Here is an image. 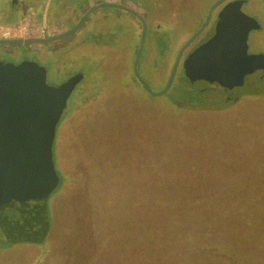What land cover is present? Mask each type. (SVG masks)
Wrapping results in <instances>:
<instances>
[{
    "label": "rangeland",
    "instance_id": "374dc122",
    "mask_svg": "<svg viewBox=\"0 0 264 264\" xmlns=\"http://www.w3.org/2000/svg\"><path fill=\"white\" fill-rule=\"evenodd\" d=\"M18 1L0 0V29L31 15ZM96 1L65 0L78 2L68 49L1 61L0 75L39 66L43 99H69L53 144L49 232L39 248L5 244L0 225V264H264V94L240 97L259 76L228 92L190 83L182 68L212 36L219 0H180L175 11L160 4L168 0H124L140 21L126 12L87 19ZM247 1L241 11L264 27V0ZM28 2L50 18L54 0ZM253 35L261 46L248 53H264V29ZM182 97L185 110L169 102Z\"/></svg>",
    "mask_w": 264,
    "mask_h": 264
},
{
    "label": "water",
    "instance_id": "95a60500",
    "mask_svg": "<svg viewBox=\"0 0 264 264\" xmlns=\"http://www.w3.org/2000/svg\"><path fill=\"white\" fill-rule=\"evenodd\" d=\"M241 4L242 1L226 4L217 16L212 37L183 61V72L190 83L203 81L232 91L243 87L246 79L257 73L259 82L250 79L240 97L264 94V55L248 54L247 46L248 33L259 26L242 13ZM67 35L9 43L45 44ZM176 66L177 63L174 72ZM43 76L39 66L21 64L5 73L0 82V223L13 227L8 230L10 235L23 232L14 234L23 240H38L48 233L47 198L59 181L53 144L66 94L60 92L50 100L43 99ZM70 80L75 84L78 77ZM256 84L260 89L257 93Z\"/></svg>",
    "mask_w": 264,
    "mask_h": 264
},
{
    "label": "flooded vegetation",
    "instance_id": "af4514ba",
    "mask_svg": "<svg viewBox=\"0 0 264 264\" xmlns=\"http://www.w3.org/2000/svg\"><path fill=\"white\" fill-rule=\"evenodd\" d=\"M234 1H242L241 8H242L243 5H245L248 2L247 0H219L218 2L213 4L212 9H211V17L213 15L212 14L213 11H215V10L217 11L215 22H214L215 26H216V22H217V16H218L219 12L222 10V8L226 4H228L230 2H234ZM77 3L78 2H75L74 6H72L73 4L71 5V8L68 9V14L66 16H64L65 17L64 19L58 20V22L56 24L57 27H54V28L47 27L48 34L42 39L30 38V39H18V40H0V66L4 67V65H5V64L3 65L4 62H1V61H3V58L13 57V56H15L18 53L25 55V57H29V56H31L33 54H44L46 56V58H49V57L52 56V54L61 53L64 50L68 49L69 46L71 45L70 43L73 40H75V37L78 34L77 31L79 29L73 31V29H75V27L77 26V23L74 24V25H71L70 23H68L69 21L66 18H69L71 15H73V13L75 11H77L76 10L77 9L76 8ZM14 4L16 5L15 2H14ZM128 4H129V2H126L124 0H116V1H114V0H102V1H98L93 6H91L90 2H87V4H86L87 5V10L84 11L83 15L85 16L87 14V16H86L87 19L91 18L92 15H93V17L100 15V16H102L104 18V17H107L110 14L115 16L118 12H120V13L126 12L128 14L130 13V14L134 15L140 21L142 19L141 13H139V11H136L134 9L135 6H129ZM31 10H32V7H30L28 9V11H31ZM30 18L34 19L32 14L27 19H30ZM252 20L255 22V24H257L259 26V28L255 29V30H251L248 33L247 46H248V48H250V47L259 48L261 46V38L258 37V36L253 35V33L262 32L264 27H263L262 24H258L254 19H252ZM36 25H37V23H36ZM67 33H68V35L65 38L57 40V41H52V42H49V43H45V44L9 43V42H14V41H25V40H47V39L59 37V36H61L63 34H67ZM213 34H214V32H213ZM253 50H254L253 53H251L250 55H264L262 50H259V49H253ZM22 64H26V63H22ZM19 65H21V64H19ZM19 65H17V66L13 65V66H10V67H6L5 70L3 71V73L0 75V82H1L2 76L5 73H8V72L12 71L14 68L18 67ZM74 77H77V76L73 75V76L70 77V79H72ZM68 99L69 98L66 97L65 103H64L63 108L61 110L60 117H59V119L57 121V125L56 126H58V123H60V121H61L60 119H61V116H62L64 108L68 104L67 103Z\"/></svg>",
    "mask_w": 264,
    "mask_h": 264
},
{
    "label": "built area",
    "instance_id": "2783aa9c",
    "mask_svg": "<svg viewBox=\"0 0 264 264\" xmlns=\"http://www.w3.org/2000/svg\"><path fill=\"white\" fill-rule=\"evenodd\" d=\"M47 34L48 30L46 27L36 25V21L30 18L25 20L19 27L12 26L8 29H0V40L42 39Z\"/></svg>",
    "mask_w": 264,
    "mask_h": 264
},
{
    "label": "crops",
    "instance_id": "0c3cea01",
    "mask_svg": "<svg viewBox=\"0 0 264 264\" xmlns=\"http://www.w3.org/2000/svg\"><path fill=\"white\" fill-rule=\"evenodd\" d=\"M28 1H31V2H37L38 0H26V3L28 4V9L30 8V7H34V5L33 4H29V2ZM46 1L47 0H43V2L45 3V7H47V5H46ZM54 7H52V10H51V15H50V18H49V15L47 16L46 15V12H44L43 13V15L44 16H42L41 17V19H38L34 14H33V12H32V10L31 11H29L32 15H33V17H34V20L36 21V23H37V25L38 26H44V27H51V28H54V27H57V22H58V20H62V19H64V16L65 15H67L68 14V9H70L71 8V4L72 3H70V4H68V5H66L65 4V2H64V0H54ZM15 3H16V5L17 4H19V1L18 0H15ZM67 3V2H66ZM30 5V6H29ZM72 6H74V5H72ZM46 9V8H45ZM61 9V11H66L67 13L66 14H64V16H62V15H59L58 14V12H59V10ZM49 19H50V23H49ZM69 23V22H68ZM21 25V24H20ZM19 25V26H20ZM49 228H50V225H49ZM49 232V231H48Z\"/></svg>",
    "mask_w": 264,
    "mask_h": 264
},
{
    "label": "trees",
    "instance_id": "16d2710c",
    "mask_svg": "<svg viewBox=\"0 0 264 264\" xmlns=\"http://www.w3.org/2000/svg\"><path fill=\"white\" fill-rule=\"evenodd\" d=\"M64 2H65V0H64ZM173 4V3H176V8L174 9V11L175 10H177V7H178V4H180V0H168L167 2L166 1H164V2H161L160 4ZM173 14V16L176 18V14L173 12L172 13ZM79 90V89H78ZM96 91V93H97V91L99 90V89H95ZM168 92V90L165 92V93H167ZM163 97V96H162ZM178 100L179 101H176L177 103H175V102H171V101H169L170 102V104L173 106V107H175V108H177L178 110H185L186 108V104L183 102L184 100H183V97H182V99L181 98H178ZM47 213H48V211H47ZM48 220H49V218H48ZM0 225H2L1 223H0ZM49 225H50V222H49ZM3 227H5V229H6V235H7V238H4V242H5V244H9V243H30V244H33V246H36L35 248H39V247H41V244L43 245V243H44V239H45V237L47 236V234H45L44 235V237L43 238H41V239H38V240H23V239H20V238H9V233H8V230H10V229H12L13 227L11 226V225H2ZM24 231H25V229H24ZM11 233V232H10ZM13 234H21V233H23V232H21V233H19V232H12ZM25 233V232H24ZM41 257H42V254H41Z\"/></svg>",
    "mask_w": 264,
    "mask_h": 264
}]
</instances>
